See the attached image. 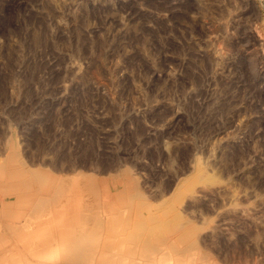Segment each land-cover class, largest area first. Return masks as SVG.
I'll use <instances>...</instances> for the list:
<instances>
[{
	"label": "rangeland",
	"instance_id": "rangeland-1",
	"mask_svg": "<svg viewBox=\"0 0 264 264\" xmlns=\"http://www.w3.org/2000/svg\"><path fill=\"white\" fill-rule=\"evenodd\" d=\"M0 171L36 226L172 211L183 263L264 264V0H0Z\"/></svg>",
	"mask_w": 264,
	"mask_h": 264
},
{
	"label": "bare ground",
	"instance_id": "bare-ground-1",
	"mask_svg": "<svg viewBox=\"0 0 264 264\" xmlns=\"http://www.w3.org/2000/svg\"><path fill=\"white\" fill-rule=\"evenodd\" d=\"M8 180L10 181V179ZM3 186L4 182L1 180L0 190L4 189ZM30 187L32 186L30 185ZM33 194H26L25 198L22 197L25 207L33 204L36 198ZM106 194L108 198L109 195ZM1 195L0 225L4 226L5 231L0 233V264H186L183 263L182 258L187 254L190 255V252L197 247L198 238L195 241L193 237L197 234L198 228L190 225L189 222L182 221V216L175 215L172 211L171 213L165 211L162 213L161 210L155 214L154 211L147 209L148 213L145 214L140 209L134 213L122 212L118 214L119 216L115 212V216L110 219L106 214L103 217L99 216L103 219L98 218L97 214L94 215L97 220L95 217L93 219L100 227L96 229L91 227L97 226L93 225V222L91 226L87 223L77 222L81 215H85L81 211H71L70 208L67 210L73 201L72 198L71 200L70 197H67L64 201L65 211L57 215L59 217H57V221H53L51 224V220L56 219V216L49 215V212L47 217L48 215L51 217L41 220L39 226H36L34 221H29L26 213L11 210L19 199L22 200L21 196H17L12 201L3 199ZM125 198L119 197L122 201H126ZM142 199L141 194L137 193L134 198L127 200H130L128 202L131 200L141 202ZM40 202L42 203V199ZM112 204L107 205L111 206ZM4 208L7 209L5 212ZM109 213L111 215L112 212ZM43 216L46 218V215L43 214ZM120 218L126 224H120ZM14 221L19 222V225L13 224ZM199 252L194 254H201ZM205 257L206 255L203 253L201 255L202 264H212ZM187 264L196 263L193 260Z\"/></svg>",
	"mask_w": 264,
	"mask_h": 264
}]
</instances>
